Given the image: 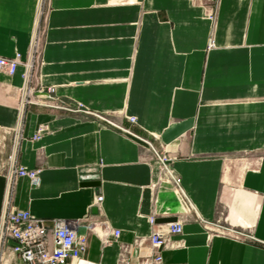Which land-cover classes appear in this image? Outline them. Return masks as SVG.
Here are the masks:
<instances>
[{"label":"crops","instance_id":"0c3cea01","mask_svg":"<svg viewBox=\"0 0 264 264\" xmlns=\"http://www.w3.org/2000/svg\"><path fill=\"white\" fill-rule=\"evenodd\" d=\"M36 39V104L19 110L25 65L0 74V218L8 199L65 220L88 234L86 259L118 264L155 215L184 223L163 264H264V0H0V57L26 62ZM104 119L167 154L194 209L157 184L152 149ZM16 141L37 184L9 177ZM105 225L121 231L111 246Z\"/></svg>","mask_w":264,"mask_h":264},{"label":"built area","instance_id":"2783aa9c","mask_svg":"<svg viewBox=\"0 0 264 264\" xmlns=\"http://www.w3.org/2000/svg\"><path fill=\"white\" fill-rule=\"evenodd\" d=\"M213 47L214 41L210 40L209 48ZM38 48L39 42L36 39L26 62L23 61L21 54H16L13 57H0V74L12 77L17 73L20 65L26 66V72L23 75L25 87L22 89L25 91L22 99L23 109L27 104L37 103L27 96V91L33 92L36 97L37 92L30 87V79ZM53 93L54 90L49 89L47 93L41 92L40 94L51 98ZM104 121L148 145L155 155V164L158 169L157 184L171 186L185 208L189 211L194 209L167 154L156 150L151 142L135 135L131 130L106 119ZM129 121L133 124L136 123L135 118H130ZM42 133L39 131L34 136V141L40 140ZM10 134V130L0 128V151L5 150ZM17 145L16 141L9 157V177L26 178L33 184H37L41 170H30L17 164ZM102 202L103 197L99 196L96 205ZM147 221L151 228L148 238L137 240L130 245L122 244L118 255V264H131L132 258L137 260V264H163V253L180 247V244L173 238L182 235L183 221L158 223L155 215L149 216ZM77 229L76 225L65 220L49 221L37 218L28 211L12 210L7 199L0 218V264H96L86 259L89 250L88 234H79ZM104 229L103 245L111 246L119 239L121 231L112 230L108 225H105ZM146 242L148 247L145 245Z\"/></svg>","mask_w":264,"mask_h":264},{"label":"rangeland","instance_id":"374dc122","mask_svg":"<svg viewBox=\"0 0 264 264\" xmlns=\"http://www.w3.org/2000/svg\"><path fill=\"white\" fill-rule=\"evenodd\" d=\"M39 48H40V45H39ZM39 48H38V52H39ZM34 61H35V59H34ZM25 71H26V70H25ZM23 78H24V76H23ZM30 80H31V83H30V84H32L33 81H34L33 76H32V78H31ZM23 88H24V87H23ZM24 92H25V91H23V90L20 91V102H19V110H20V111L23 109V106H22V99H23V97H24V95H25ZM27 96H28L30 99H32V100L34 99V100H35L34 93H33V92H30V90L27 91ZM56 106H58V107H63V108H65L67 111H71V110H75V109H76V108H73V107H70V106H64V105H60V104H58V105H56Z\"/></svg>","mask_w":264,"mask_h":264},{"label":"bare ground","instance_id":"6f19581e","mask_svg":"<svg viewBox=\"0 0 264 264\" xmlns=\"http://www.w3.org/2000/svg\"><path fill=\"white\" fill-rule=\"evenodd\" d=\"M37 20H38V19H37ZM36 30H37V29H36ZM216 46H217V43H216ZM216 46H215V47H216Z\"/></svg>","mask_w":264,"mask_h":264},{"label":"water","instance_id":"95a60500","mask_svg":"<svg viewBox=\"0 0 264 264\" xmlns=\"http://www.w3.org/2000/svg\"><path fill=\"white\" fill-rule=\"evenodd\" d=\"M87 179V178H86Z\"/></svg>","mask_w":264,"mask_h":264}]
</instances>
